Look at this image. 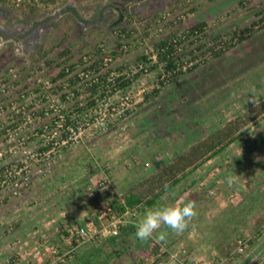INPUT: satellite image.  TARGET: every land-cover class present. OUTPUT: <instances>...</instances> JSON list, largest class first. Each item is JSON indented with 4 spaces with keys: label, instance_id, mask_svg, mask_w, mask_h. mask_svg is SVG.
<instances>
[{
    "label": "rangeland",
    "instance_id": "obj_1",
    "mask_svg": "<svg viewBox=\"0 0 264 264\" xmlns=\"http://www.w3.org/2000/svg\"><path fill=\"white\" fill-rule=\"evenodd\" d=\"M263 13L264 0H59L57 6L36 14L0 5V94L5 103L18 100L26 107L37 96L36 110L30 113L48 103L59 113L70 104H59L52 96L44 104L46 97L33 93L35 85L51 87L62 62L74 63L78 57L87 60L88 53L97 48L110 52L125 27L132 30V36L123 43H133L134 49L116 62L107 58L104 72L116 66L136 72L137 57L152 52L155 42L198 23L207 22L208 27L205 36L196 39L210 43L219 35L259 21ZM181 18L182 24L169 26ZM69 48L71 52L59 58ZM40 52L47 54L40 58ZM48 60L54 61L52 67L46 65ZM24 65H33L34 71ZM157 74L144 73L133 82L128 99L106 93L103 103L107 107L102 105L96 113L83 116L78 145L66 151L56 147L49 159L40 149L45 141H58L59 131L35 139L37 127L45 123L39 114H30L17 130L5 126L7 113L0 115V132L3 127L7 131L0 136V167L13 164L0 180V264L65 263L77 248L64 233L74 229L70 226L76 228L94 219V213L108 204L98 199L110 188L96 189L103 180L115 182V175L120 181L139 177L143 172L131 170L134 162L148 166L136 156L144 159L155 149L162 150L167 159L186 147L183 143L190 133L206 136L235 116L260 110L264 101V31L168 87L157 101L144 103V97L159 88ZM254 115L247 134L215 159L212 171H205L206 179L209 173L214 177L212 181L202 178L193 183L187 178L164 200L166 206H183L187 197L195 193L204 196L205 192L212 212L201 214V206H197V216L187 230L174 234L175 245L163 243L160 251L156 242L150 255L136 256V246L125 238L117 246L121 257H109V264H138V259L154 264L164 255L167 259L160 264H264V222L260 225L262 237H254L258 230L253 227L264 199V111ZM233 174L239 177L229 187L226 180ZM115 186L117 192L120 185ZM170 197L173 201L168 203ZM239 212L245 221L234 217ZM229 213L231 222L220 231L221 218ZM108 239L98 238L106 243L105 256L113 249ZM182 240L193 241L183 247ZM86 247L82 249L87 251Z\"/></svg>",
    "mask_w": 264,
    "mask_h": 264
},
{
    "label": "trees",
    "instance_id": "obj_2",
    "mask_svg": "<svg viewBox=\"0 0 264 264\" xmlns=\"http://www.w3.org/2000/svg\"><path fill=\"white\" fill-rule=\"evenodd\" d=\"M58 3L59 0H22L21 2H17L16 0H0V5L2 6H10L15 10L29 14L39 13L57 6ZM183 22L181 18L176 21H171L169 26L174 27ZM207 27V22H201L180 31V33L179 31L174 32L155 42L152 52L142 53L137 57L135 65L137 68L136 72L129 71L125 66H116L112 68V70L104 72L105 68L103 65L107 58H112L113 63L132 53L134 49L133 43H123V40L126 38L130 39L132 36V30L130 31L126 27L119 31L117 42L110 52L106 53L104 49L97 48L95 51L88 53L87 60H85V57H78L74 63H71L72 61L70 60L60 63V66L63 67L56 74L55 78L52 79V86L50 87L44 83H38L35 85L33 91L36 94H42L46 98H48V96H59L64 105L66 103L70 105H68V107H66L67 105L64 106L63 110L58 114L55 113L54 109H50V105L47 107H40L37 111L31 113L33 115L39 114L41 123L45 122L42 126L37 127L39 135L34 138L40 139L45 132H54L56 129L61 128L63 133L58 143V145L61 146V143L69 136L67 130L76 128V121L82 119L84 115H89L90 111L98 109L99 101L105 97L106 93L112 96V98L117 95L126 96L131 90L133 82L139 81L144 73H158L157 77L159 81H157V84L159 88L146 95L144 97V103L157 101L162 96L163 91L168 87L177 85L180 81L186 79L193 72L211 61L224 58L236 47L249 41L261 31H264V15L259 21H255L244 28H237L227 34L219 35L210 43L203 42L202 39H196L201 35L205 36ZM141 39L144 40L145 38ZM198 42H201L200 45H198ZM137 43L138 42L135 44ZM71 50V48L67 49L60 54L59 58L66 57ZM46 54V52H40V58L45 57ZM154 56L156 59H154ZM46 65L52 67L54 61L48 60ZM83 66L85 67L79 71ZM24 68L34 71L33 65L30 67L24 65ZM2 96L3 95L0 94V100L3 102L0 106V115L4 113L8 114V120L5 122V126L10 124L8 125L9 128L14 130L21 128L25 124V120L23 119L25 116L23 117V115L25 113L27 115L29 112L36 110L34 109L35 104L30 103L29 106L25 107L19 104L18 100L5 103ZM19 100L21 102L22 98H19ZM37 100L38 99L34 102L37 103ZM44 102L46 103V100H44ZM171 104L172 103L168 104V106ZM22 109H24L23 114L18 115V113L22 112ZM259 109L260 110L256 111L252 110L250 113H245L244 115L235 116L231 121L216 126L214 130L206 136L190 133L183 143L186 147L188 146L187 148H179L180 150L172 155L169 162L156 172L146 176L132 177L131 184L121 190L122 192L120 191L121 195H118L116 192L115 182L111 183L109 180H103L96 189L99 191L103 189L105 191L108 187L110 188H108L109 191L102 193L103 197L100 196L101 198L98 199H100L99 202H102V204L103 201H107L108 204L105 205V203V206H100L103 209L97 213L99 214L112 208L113 214L117 217L129 211L136 213L137 216L135 218L133 217L131 221L122 226L119 235L109 237L108 240L109 243H112L113 249L112 254L110 253L108 256H105L104 250V244L106 243L103 244V241H98L99 236L90 241H84L76 234L77 230L85 225L86 220L83 223H79L76 228L70 226L74 229L70 232L66 231L64 234L70 238L71 234L75 233L72 239V247H76L77 251H75L65 263L60 264H109L111 256L112 259L121 257L122 251H118L117 246L120 245L125 238L133 240L131 241L133 244L137 242L136 240L138 239L135 236L136 225L139 220L143 218L146 210L166 206L164 200L167 194L171 193L187 179L188 176L194 174L199 168L225 155L233 144L238 143L245 134H247L248 123L252 122L257 116L254 114L264 111V101L259 106ZM50 116L54 117L48 119ZM45 119L47 120L44 121ZM59 125L61 127H59ZM5 128L6 127H3L1 130L0 136L6 134L7 131ZM55 142V139L45 141L40 150H42V152H49L56 146ZM70 147V145H62L61 150L66 151L65 149H69ZM92 163L97 166L94 162H91V165ZM12 166L13 165L9 163L1 167L0 176L5 178L8 170L12 169ZM92 167H94V165ZM127 168L130 170L129 166ZM140 168L141 164L134 162V167L131 170H138ZM206 187L207 185L204 189ZM195 194L192 195V197H196ZM203 194L204 196L200 193L202 201L205 202L203 204L207 207L211 202L206 198L205 192ZM260 211V215L256 216L253 222L254 229L258 230L256 236H254L255 238L263 236L260 225L264 222V199L260 204ZM241 214V212L236 213L234 217L238 218V220L245 221V216L241 217ZM95 217L97 216L95 215ZM221 219L219 223L220 231H222L221 227H225L231 222L230 213L226 216L224 215ZM96 223L99 226L100 222L97 221ZM209 227L208 225V228ZM205 236L207 235L205 234ZM157 242L160 244L159 249L164 247L163 243L168 244L169 247L176 243L175 240H170L172 244L170 242L168 243L166 240L163 242L157 240ZM156 244L157 243H155V245ZM83 245L84 248L87 246L86 248L89 249L87 251L83 250ZM133 258L135 259V257ZM166 259L167 255H164L163 258H158L154 264H160ZM137 263L146 264L143 259H138Z\"/></svg>",
    "mask_w": 264,
    "mask_h": 264
},
{
    "label": "built area",
    "instance_id": "obj_3",
    "mask_svg": "<svg viewBox=\"0 0 264 264\" xmlns=\"http://www.w3.org/2000/svg\"><path fill=\"white\" fill-rule=\"evenodd\" d=\"M107 70H109V69H106V71ZM106 87H108V86H106ZM36 95H38V94H36ZM55 97H57V100H59V104H60L61 100H60L59 96H55ZM31 98L32 97L30 96V99ZM123 98L124 99L125 98L128 99V94L126 96H124ZM36 99H37V96L34 97V99H31L30 103L36 104V102H34ZM44 100H46V102H47L48 98H45ZM100 101H99V107H101L102 105H105V107H107V104L103 103L105 100H103L101 103H100ZM44 104H45V102H44ZM59 104L57 106H59ZM48 105L51 106L50 109H54V105H52L51 103H48ZM48 105H46V107ZM41 107H45V106L42 105ZM105 110H107V108H105ZM112 110H115V108L112 107ZM54 111H55V109H54ZM97 111H98V109L90 111L89 115H92L93 113H96ZM30 114L31 113L29 112V114L25 115V117L23 119H25V121H26ZM56 114H58V113H56ZM82 120H83V118L78 120V121L75 120L76 121V123H75L76 128H71V129L67 130V133H68L69 136H68V138H66V140H64L61 143V146L62 145H70V146L76 147L78 145L79 139L81 138L80 137L81 136L80 133H81V124H83ZM60 125H59V127H61ZM57 131H59L58 134H60V136H61L62 133H63V130H61V128L60 129H56V131H54L52 133H56ZM60 136H59V140L55 142L56 146L54 148H52V150H50L49 152H43L44 154H46L48 156V159L50 158L51 152L53 150H55L56 147L61 148V146L58 145V143L61 140ZM7 164H9V163H7ZM11 165H13V164L11 163ZM4 166H6V165H4ZM8 172H9V170H8ZM2 179H4L3 176H0V180H2ZM113 213L114 212H113L112 208H109L108 211H105V212H102V213H99V214L98 213H94V219H89L88 221H86L85 225L83 227L79 228L77 230L76 234H78V236H80L84 241H90V240L98 237L99 235L107 236V237L117 236V235H119L122 226L127 224L129 221H131V219L133 217L135 218L137 216L136 213H133V212H130V211L126 212L125 214H123L120 217L115 216ZM95 215L97 217H95ZM96 220H98L100 222L99 226L97 225ZM74 234L75 233L71 234V236H70L71 240L74 238ZM163 250H164V247H161L160 251H163ZM243 250H244V247L239 249L240 252H243Z\"/></svg>",
    "mask_w": 264,
    "mask_h": 264
},
{
    "label": "clouds",
    "instance_id": "obj_4",
    "mask_svg": "<svg viewBox=\"0 0 264 264\" xmlns=\"http://www.w3.org/2000/svg\"><path fill=\"white\" fill-rule=\"evenodd\" d=\"M251 99L253 103H256L254 97ZM238 177L235 174L228 177L227 185L233 186ZM196 207V202L189 200L183 206L168 205L148 209L136 225L135 236L143 242L153 238L154 233H158V241L163 242L167 233L162 229L166 228L174 234H182L197 216Z\"/></svg>",
    "mask_w": 264,
    "mask_h": 264
},
{
    "label": "crops",
    "instance_id": "obj_5",
    "mask_svg": "<svg viewBox=\"0 0 264 264\" xmlns=\"http://www.w3.org/2000/svg\"><path fill=\"white\" fill-rule=\"evenodd\" d=\"M135 137H137V135H134ZM185 149V148H184ZM165 153V152H164ZM165 155V154H164ZM173 155V154H172ZM172 155H168V158L167 159H165V158H163V152H162V150H155V149H153V150H151V151H149V152H147L146 153V155H145V157H144V159H142L141 157H140V155L139 156H136L137 158H139L140 160H142V165H143V163L146 161V165L148 166L147 168H143V167H141L140 169H138V170H134V171H142L143 173L141 174H139V176H146V175H148V174H150V173H153V172H156L158 169H160L161 167H163L164 165H166L168 162H169V159H170V157H172ZM137 162V161H136ZM141 162V161H140ZM138 163V162H137ZM139 164V163H138ZM213 165H215L214 164V161L213 162H209L208 164H206V165H204V166H202L201 168H199L196 172H194V174H192V175H190V176H188V178H191V181L194 183V182H196L195 181V179H202V178H204L206 181L205 182H207V181H212V178H214V177H211V173H209V175H208V177H207V179H206V177H205V171H212L213 170ZM216 169V168H215ZM214 169V170H215ZM139 171V172H140ZM133 172V171H132ZM130 174V173H129ZM135 174H133V176H134ZM127 176V175H126ZM210 176V177H209ZM132 177V176H131ZM218 178V177H217ZM113 179H114V181H115V184L116 185H120V188H119V190H117V193H118V195H121V193H120V191L121 190H123V189H125L126 187H128L130 184H131V180H129V179H124V181H120L119 179H117L116 178V175L113 177ZM112 179V180H113ZM201 185V184H200ZM122 192V191H121ZM195 196L196 197H187V200H186V202L187 201H189V200H192V201H195L196 202V205L197 206H201L200 208H201V214H206V213H210V212H212V210L210 209L211 207H206V206H204V204L203 203H205V202H203L202 201V198H201V195H200V193H196L195 194ZM189 199V200H188ZM169 201V202H168ZM173 200L171 199V197L169 198V199H167V202L168 203H170V202H172ZM181 202V200L180 201H176V204H178V203H180ZM185 203V202H184ZM183 203V204H184ZM204 207H206V208H204ZM206 217V216H205ZM163 231H165L166 233H167V236H166V241L169 243L170 242V240L171 241H176V236H174V233H172L171 231H169L168 229H163ZM158 233H154L153 234V238H151V241L149 242L148 240L147 241H140V240H136L137 242H134V244H133V247L134 246H136V250H137V253L135 254L136 256H146V255H150V253L152 252V249H151V246L152 245H155V243L157 242V240H158ZM135 238V237H134ZM209 238H211V237H209ZM132 239V238H131ZM174 239V240H173ZM200 240V239H199ZM205 240H210V239H205ZM133 241V240H132ZM191 241H193V240H191ZM190 240H182V246L183 247H185V243H188V242H191ZM201 241V240H200ZM171 244H172V242H170ZM139 245H140V247H139ZM150 245V246H149ZM135 249V248H134ZM143 253V254H140V253ZM71 264H73V263H71Z\"/></svg>",
    "mask_w": 264,
    "mask_h": 264
}]
</instances>
